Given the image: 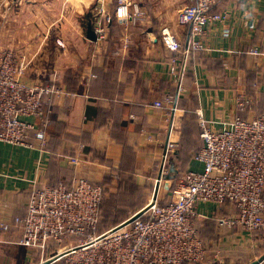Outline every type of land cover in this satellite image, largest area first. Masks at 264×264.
<instances>
[{
	"label": "crops",
	"instance_id": "1",
	"mask_svg": "<svg viewBox=\"0 0 264 264\" xmlns=\"http://www.w3.org/2000/svg\"><path fill=\"white\" fill-rule=\"evenodd\" d=\"M97 2L0 0V49L24 60V82L53 83L62 90L52 98L44 147L0 141V225H10L7 232L0 229V264H35L40 258L39 250L18 243L21 230L14 222L25 215L33 189L85 179L101 186L103 201L118 177L129 182L128 195L115 207L136 213L147 204L146 187L158 180L157 163L168 165L159 182L162 202L185 172L202 169L194 158L203 145L198 111L213 130L226 128L237 115V95L255 102L253 110L239 116L264 113V0H228L218 6L226 20L208 26L204 48L187 56L166 48L160 35L168 27L178 40L188 38V26L178 21L188 0H130L145 13L135 23L116 16L117 0H105L110 18L105 22ZM89 23L94 32L106 23L104 40L87 38ZM253 47L260 53H250ZM183 67L185 75L179 78ZM170 98L176 100L174 112L166 105ZM75 157L77 165L69 162ZM198 209L207 219L218 213L213 204ZM207 226L206 259L199 264H264L259 234L223 230L216 223L217 242L210 247ZM59 262L63 257L46 263Z\"/></svg>",
	"mask_w": 264,
	"mask_h": 264
},
{
	"label": "built area",
	"instance_id": "2",
	"mask_svg": "<svg viewBox=\"0 0 264 264\" xmlns=\"http://www.w3.org/2000/svg\"><path fill=\"white\" fill-rule=\"evenodd\" d=\"M217 1L188 0L179 10L178 21L188 26L189 36L185 41L178 40L168 27H163L160 36L166 48L186 56L192 50H202L206 28L227 18L225 11L212 10ZM97 4L98 14L109 22L105 0ZM116 16L135 23L145 13L130 0H117ZM95 34L97 40H104L106 23L97 25ZM228 34L225 29L223 35ZM249 52L259 54L260 50L253 47ZM25 67L16 52L0 49V141L40 148L47 142L43 129L47 124L45 106L62 90L50 84L24 82ZM184 75L183 67L178 76ZM166 105L174 112L176 100L167 99ZM155 106L163 104L155 102ZM254 106L251 96L237 95V115L221 130H213L211 121L198 111L203 145L194 158L202 169L185 172L162 202L159 182L167 170L161 164L159 185L152 199L126 221L102 233L97 232L100 185L77 179L71 187L59 183L33 189L25 215L14 217L21 230L18 243L39 250L35 264H47L58 257H63L64 264H198L206 255L198 225L201 219H207L201 216L198 206L208 203L219 209L228 201L233 211L216 216L217 226L259 234L264 245V113L250 119L238 115ZM78 161V157L69 160L73 165ZM0 229L7 232L10 225L3 223Z\"/></svg>",
	"mask_w": 264,
	"mask_h": 264
},
{
	"label": "trees",
	"instance_id": "3",
	"mask_svg": "<svg viewBox=\"0 0 264 264\" xmlns=\"http://www.w3.org/2000/svg\"><path fill=\"white\" fill-rule=\"evenodd\" d=\"M226 1H228V0H218L217 1V3L216 4H214L213 5V7H212V10H214V11H216L217 10V7L218 6H220V5H222L223 3H225ZM50 84V83H49ZM51 86H54L55 87V85L53 84V83H51L50 84ZM51 110V113L49 114L48 113V110ZM244 113H246V112H243V113H239L240 115L241 114H244ZM52 114H53V107H52V103L51 104H49V105H46L45 106V119L47 120V124H46V126L43 128L44 129V131H45V133L47 132V131H49V126L51 125V123L50 124H48L49 123V119L51 118V120H52ZM241 117V116H240ZM243 118V117H242ZM200 132V131H199ZM201 148V147H200ZM199 148V149H200ZM199 149H197L195 152H197ZM194 152V153H195ZM52 157L53 158H55V155L53 154L52 155ZM115 179H117L118 181H120V178H115ZM110 181H112V179L111 178H109L108 179V181L107 182H110ZM59 183H62V184H64L65 186H67V187H71L72 186V183H68V182H60V181H57V182H54V183H50V184H47L48 186H56V185H58ZM42 187H44V186H42ZM172 189V188H171ZM103 192V191H102ZM169 194V192L167 193V195ZM105 200V199H104ZM102 201L101 203H100V205H99V214H100V222H99V225H98V228H97V232H104L103 230H100V228H99V226H100V223H101V226H102V224H105V226H108L109 224L111 225V224H113V225H111L110 227H108L107 229H104V230H108V229H110V228H112V227H115V226H117V225H119L120 223H122L124 220H127L130 216H131V214H133L134 212H131V210L130 211H122L123 209H121V211L123 212V214L122 215H119L118 217H114V219H113V221H110V222H108L109 220H110V218L109 217H111V216H108V213H110L109 211H108V213H105V206H106V204H105V201ZM166 200V199H165ZM142 207V206H141ZM115 208H117V207H115ZM232 211H233V207H232V204L230 203V202H225L224 203V205L221 207V208H219L218 209V213H217V216H224V215H228V214H230V213H232ZM129 212V213H128ZM102 213H103V215H104V218H103V220L101 221V215H102ZM128 214V215H127ZM113 215H114V213H113ZM113 217V216H112ZM115 218H118V219H115ZM200 223H202V226H201V228H199V235H200V237L204 240L205 239V237H203L204 236V234H203V230H204V228H206V225H208L207 226V228H208V230H209V232H211V234H209V236H206V239H207V242L211 245L210 247H213L214 245H215V243L217 242L216 240H217V237H216V235L213 233L212 234V230H214V226H216V219L215 218H209V219H206V220H204V221H201ZM18 226V225H17ZM234 230H237V229H234ZM205 241V240H204ZM206 249H207V245H206ZM55 264H64V262H59V263H55ZM185 264H189V263H185ZM199 264V263H198Z\"/></svg>",
	"mask_w": 264,
	"mask_h": 264
},
{
	"label": "rangeland",
	"instance_id": "4",
	"mask_svg": "<svg viewBox=\"0 0 264 264\" xmlns=\"http://www.w3.org/2000/svg\"><path fill=\"white\" fill-rule=\"evenodd\" d=\"M161 164L165 165L164 169H166L168 167L166 161L163 160V161H160L159 163H157L156 166L154 165L155 167L153 168V171L155 169V171H157V173H158V171H159V169L161 167ZM146 182H148V181H146ZM156 182L157 181H156V178H155L154 181H150V183H149V185L151 187L150 188L146 187L147 191L144 194V196H145V198L143 199V201L145 200L144 203H146V202L148 203L149 200L152 199L153 193L155 192V189H156V185H155ZM128 183L129 182H127L126 179L125 180L121 179L119 182H116L114 185H112V183H111L109 188L105 190V200H104L105 204H106L105 213H108V211H109L110 213H108V216H111V217H109L110 220L108 222L113 221L114 217H118L119 215H122L123 214L122 211H126V210L129 211L130 207H125L122 211H121V209L115 208V205H116L115 202H119V203L125 202V199H123L124 198L123 195L124 196L128 195V190L124 191V189L128 188ZM139 187L140 186H138V188ZM137 195H139V193H137ZM159 195L162 196L161 190H160V194ZM136 202H138V200H136ZM111 205H114V207H112ZM113 213H114V215H113ZM101 216H102L101 217V221H102L103 218H104L103 213H102ZM115 219H118V218H115ZM111 225H113V224H111ZM111 225L109 224L108 226H105V224H102V226H101V223H100L99 228H100V230L105 231L104 229H107ZM98 233H102V232H98ZM205 244H206V242H205ZM205 259L206 258H204L203 261Z\"/></svg>",
	"mask_w": 264,
	"mask_h": 264
},
{
	"label": "water",
	"instance_id": "5",
	"mask_svg": "<svg viewBox=\"0 0 264 264\" xmlns=\"http://www.w3.org/2000/svg\"><path fill=\"white\" fill-rule=\"evenodd\" d=\"M87 38L90 39V40H96V34L91 26V24L89 23L88 24V32H87ZM158 179H160V175L158 176ZM158 182L156 183V189H155V192L157 191V188H158ZM141 212H139L138 214H136V216L140 215ZM136 216H134L133 218H135ZM133 218L129 219L128 221H131ZM264 258V256H263ZM262 259V258H261ZM256 262L254 263H251V264H255Z\"/></svg>",
	"mask_w": 264,
	"mask_h": 264
}]
</instances>
